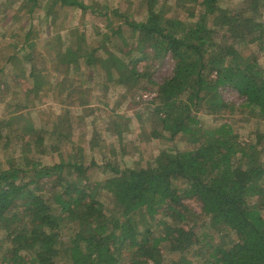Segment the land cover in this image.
<instances>
[{"label":"trees","instance_id":"obj_1","mask_svg":"<svg viewBox=\"0 0 264 264\" xmlns=\"http://www.w3.org/2000/svg\"><path fill=\"white\" fill-rule=\"evenodd\" d=\"M145 1V15L140 20L126 18L125 23L138 33L139 43L152 47L154 56L170 54L174 59L172 75L157 84L154 96L147 100L155 104L147 117L153 112L162 132L169 134L167 140L181 137L191 147L161 151L153 163L141 168L122 169L105 153L101 164L93 152L86 161L75 158L78 151L83 153L80 144L76 154L68 155V162L46 165L27 157L19 166L10 160L0 167V230L7 239L0 264H190L191 252L199 264H264V132L257 128L239 139L231 124L205 127L197 114L203 108L207 114L240 111L247 118H264V60L258 54L264 59V0H242L235 9L222 7L221 0H174L175 9L187 12L183 21L164 18L160 0ZM163 3L167 5L166 0ZM57 6L88 8L80 0H24L5 20L13 28L0 34L2 40L5 34L14 40L10 44L14 51L7 54L5 64H22V60L29 66L28 78L34 83L26 91L28 96L41 90L43 83L27 59L33 22L26 20L37 12L38 22L46 24ZM197 7L201 11L191 21ZM90 9L96 14L101 11L95 4ZM23 15L28 18L20 25ZM236 43L250 50L255 46L256 51L247 59ZM104 51V58L91 56L90 62L116 65L118 84L141 76L133 66L127 70L121 60L116 61L111 49ZM224 87L237 91L238 106L221 97L219 89ZM1 123L11 130L5 120ZM31 128L27 125L22 131ZM42 140L39 136L35 142L42 145ZM88 145L93 151L95 143ZM22 152L25 155L26 150ZM92 167L102 169L100 179L87 177L86 170ZM66 168L76 174L65 173ZM48 180L54 183L49 196L44 192ZM102 192L112 197L119 208L116 214L104 208ZM191 197L217 229L234 233L227 245L208 242L206 234L184 225L191 215L183 199ZM156 216L160 218L153 224ZM62 219L76 223L78 230L65 236ZM165 244L177 255H169L168 262Z\"/></svg>","mask_w":264,"mask_h":264},{"label":"rangeland","instance_id":"obj_2","mask_svg":"<svg viewBox=\"0 0 264 264\" xmlns=\"http://www.w3.org/2000/svg\"><path fill=\"white\" fill-rule=\"evenodd\" d=\"M23 1L0 0V34L3 30L10 32L13 28L14 24L7 27L10 20L7 25L5 20L18 10ZM80 1L88 8L57 6V11L50 13L46 24L38 22L37 12L29 18L23 15L18 19L20 25L26 21L32 25L33 22L29 35L33 45L29 48L30 55L27 59L35 69L34 76L43 83L45 90L36 89L35 93L32 92L29 96L26 94L32 82L34 83L32 78H28L29 66L22 60L23 65L5 64L7 54L14 51L10 45L14 40L7 34L3 40L0 38V65L3 66L0 73V124L5 120L11 128L8 130L0 125V167H4L12 159L16 160L13 162L21 164L19 166H24L27 157H35L46 165L68 162V155L76 154L80 144L83 146V153L78 151L75 158H92L93 152L95 159L101 164L104 161L101 154L105 153L111 160L118 162L122 169L141 168L153 163L161 151H184L191 147L181 137L176 141L167 140L169 134L162 132L159 119L153 112L147 117L148 112L155 106L147 103V100L154 96L157 84L172 75L174 59L170 54L154 56L152 47L143 41L139 43L138 33L125 23L126 18L140 20L145 15L146 1ZM241 1L221 0L220 5L235 9ZM160 2L164 18L176 17L182 21L188 18L187 12L173 7L174 0H166L167 5H164V0ZM91 4L101 10L99 14L91 11ZM22 9L27 14L26 6ZM200 11V7L195 8L191 21L196 19ZM262 16L264 18V10ZM26 18L28 20L25 21ZM207 24L210 26V21L207 20ZM236 44L239 53L247 59L250 58L251 51H256L254 45H251L254 47L250 50L249 46H244L246 44ZM104 48L111 49L115 60H121L127 70L133 66L141 76L129 79L128 84H118L116 80L119 73L116 65L111 64L108 67L109 62L101 63L99 60L90 62L91 56L102 55L101 58H104ZM94 50L95 53H92ZM258 54L263 62L262 53ZM58 81L60 84L55 89L51 88ZM48 86L49 88H45ZM46 90L48 93L45 94ZM219 90L225 101L238 106L241 98L236 90L229 87ZM136 112L145 114V118L136 119ZM197 114L205 127L216 126L222 122L231 124L239 139L249 137L257 128L264 132V118H247L240 111L207 114L201 108ZM27 125L32 128L25 133L22 130ZM39 136H42V145L35 142ZM90 142L95 143L93 151L89 148ZM22 149L26 150L25 155ZM66 172L76 174L73 168H66ZM102 173L99 167L86 170L87 177L91 180L100 179ZM177 183L179 186L183 185L181 180ZM44 187L45 194L49 196L54 183L48 180ZM101 200L108 212L117 213L119 208L109 194L102 192ZM183 203L189 209L188 216L191 215L184 225L193 227L197 234H206L208 242H222L227 245L234 238V233L223 228L217 229L201 213V205L196 198L183 199ZM159 218L156 216L152 223ZM61 221V230L65 232V236L78 230L76 223H68L63 219ZM162 228L163 226L161 230ZM223 231L225 233L222 234ZM0 245V252L7 247V239L1 230ZM165 248V253L168 254L165 262H168L169 255L177 257L168 251L166 244ZM187 256L191 258L190 264H199L200 261L194 253H188Z\"/></svg>","mask_w":264,"mask_h":264}]
</instances>
